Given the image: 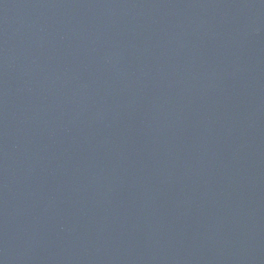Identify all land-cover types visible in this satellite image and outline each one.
Returning a JSON list of instances; mask_svg holds the SVG:
<instances>
[{"label":"water","instance_id":"obj_1","mask_svg":"<svg viewBox=\"0 0 264 264\" xmlns=\"http://www.w3.org/2000/svg\"><path fill=\"white\" fill-rule=\"evenodd\" d=\"M0 264H264V0H0Z\"/></svg>","mask_w":264,"mask_h":264}]
</instances>
